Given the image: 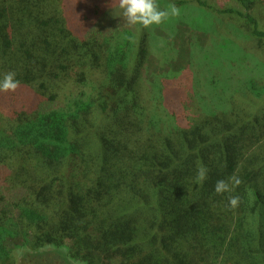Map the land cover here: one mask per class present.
Instances as JSON below:
<instances>
[{
  "label": "trees",
  "instance_id": "1",
  "mask_svg": "<svg viewBox=\"0 0 264 264\" xmlns=\"http://www.w3.org/2000/svg\"><path fill=\"white\" fill-rule=\"evenodd\" d=\"M232 1L192 0L210 16L190 28L218 46L231 34L264 66V0ZM113 7L0 0V78L20 82L0 92V264L48 247L80 264H264V79L232 90L168 74L146 88L151 26Z\"/></svg>",
  "mask_w": 264,
  "mask_h": 264
},
{
  "label": "rangeland",
  "instance_id": "2",
  "mask_svg": "<svg viewBox=\"0 0 264 264\" xmlns=\"http://www.w3.org/2000/svg\"><path fill=\"white\" fill-rule=\"evenodd\" d=\"M214 1L217 7L237 8L232 0ZM156 2L161 11H168L170 6L174 4L179 9V15H170L160 24L151 26L152 48L142 78V83L146 88L150 87L153 76H166L168 74L187 75L191 80L198 79L202 83L215 80L219 89L222 88V81H224L227 87L232 90L241 89L243 82L264 79V66L259 62L260 60L252 53H247L244 48L236 47L231 42V39H233L231 34L228 35L231 38H228L229 42L224 40V43H219L218 46L217 42L219 40L216 42L206 33L190 28L192 21L203 23L209 20L208 17L210 16V13L200 8L192 0H156ZM113 4L111 16L115 19L122 16V12L119 8V0H113ZM253 14L264 25V2L257 7L256 12ZM213 16L216 17L214 20L224 30V33L230 30L235 31L224 25L225 22L222 20L218 21L219 17L217 15ZM227 22H230L229 25H233L231 19H227ZM241 40L243 39L241 38ZM214 46L216 47L214 51L221 53L219 58L214 56L216 55L213 51ZM89 90L90 88H87L85 92H89ZM201 95L207 97L204 94ZM211 99L212 97H210ZM213 101L214 98L211 102ZM190 111L185 110V116L182 115V119L180 118L178 121L180 123L182 121L183 123L186 122L188 117L191 116ZM151 114H153L157 124H159L160 118L166 119L168 117L163 110L158 113L156 109H152ZM180 114H182V111ZM16 256L18 264H80L68 257L65 248L54 249L48 247L37 253L20 249L17 251Z\"/></svg>",
  "mask_w": 264,
  "mask_h": 264
},
{
  "label": "clouds",
  "instance_id": "3",
  "mask_svg": "<svg viewBox=\"0 0 264 264\" xmlns=\"http://www.w3.org/2000/svg\"><path fill=\"white\" fill-rule=\"evenodd\" d=\"M119 8L122 16L127 24L131 26L140 25L144 28H149L152 25H158L166 18L179 15V9L173 4L168 11L159 10L155 0H119ZM19 80L16 79V74L9 72L0 78V92H14L19 87ZM207 170L201 168L199 171V179H206ZM240 180L237 177H231L229 181L219 180L216 182L214 191L217 194H223L233 191L235 186L239 185ZM239 203L238 197H231L229 205L237 206Z\"/></svg>",
  "mask_w": 264,
  "mask_h": 264
}]
</instances>
